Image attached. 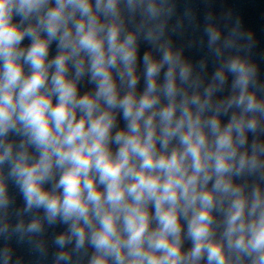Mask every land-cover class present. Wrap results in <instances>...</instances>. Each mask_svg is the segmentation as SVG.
<instances>
[{
	"label": "clouds",
	"instance_id": "clouds-1",
	"mask_svg": "<svg viewBox=\"0 0 264 264\" xmlns=\"http://www.w3.org/2000/svg\"><path fill=\"white\" fill-rule=\"evenodd\" d=\"M175 16V0H0V264H23L13 242L52 264H264L253 37L210 12L193 61Z\"/></svg>",
	"mask_w": 264,
	"mask_h": 264
}]
</instances>
